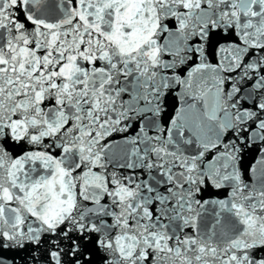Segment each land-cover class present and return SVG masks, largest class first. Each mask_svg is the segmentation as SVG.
I'll use <instances>...</instances> for the list:
<instances>
[{"label":"water","instance_id":"1","mask_svg":"<svg viewBox=\"0 0 264 264\" xmlns=\"http://www.w3.org/2000/svg\"><path fill=\"white\" fill-rule=\"evenodd\" d=\"M0 264H264V0H0Z\"/></svg>","mask_w":264,"mask_h":264}]
</instances>
